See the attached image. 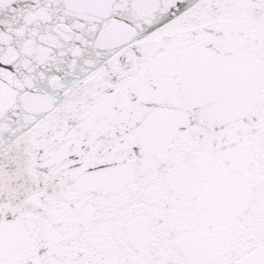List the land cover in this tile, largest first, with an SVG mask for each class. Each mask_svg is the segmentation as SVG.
I'll return each mask as SVG.
<instances>
[{"label": "snow or ice", "instance_id": "snow-or-ice-1", "mask_svg": "<svg viewBox=\"0 0 264 264\" xmlns=\"http://www.w3.org/2000/svg\"><path fill=\"white\" fill-rule=\"evenodd\" d=\"M0 264H264V0H0Z\"/></svg>", "mask_w": 264, "mask_h": 264}]
</instances>
